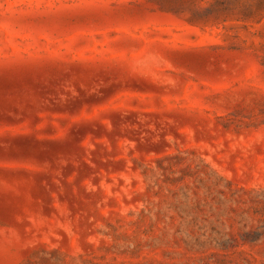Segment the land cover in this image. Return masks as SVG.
Instances as JSON below:
<instances>
[{
	"label": "rangeland",
	"instance_id": "374dc122",
	"mask_svg": "<svg viewBox=\"0 0 264 264\" xmlns=\"http://www.w3.org/2000/svg\"><path fill=\"white\" fill-rule=\"evenodd\" d=\"M0 264H264V0H0Z\"/></svg>",
	"mask_w": 264,
	"mask_h": 264
}]
</instances>
